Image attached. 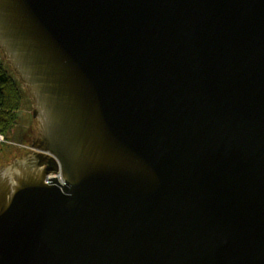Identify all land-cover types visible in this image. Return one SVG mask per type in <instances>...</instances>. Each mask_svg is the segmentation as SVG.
<instances>
[{
  "label": "water",
  "instance_id": "95a60500",
  "mask_svg": "<svg viewBox=\"0 0 264 264\" xmlns=\"http://www.w3.org/2000/svg\"><path fill=\"white\" fill-rule=\"evenodd\" d=\"M0 51V264H264V0H0Z\"/></svg>",
  "mask_w": 264,
  "mask_h": 264
},
{
  "label": "trees",
  "instance_id": "16d2710c",
  "mask_svg": "<svg viewBox=\"0 0 264 264\" xmlns=\"http://www.w3.org/2000/svg\"><path fill=\"white\" fill-rule=\"evenodd\" d=\"M26 97L28 98V95L23 84L3 59L0 51V134L7 140L12 137L24 142V138H17L18 134L21 137L28 136L29 131L26 132L28 127L26 129L22 127ZM23 154L24 152L19 156Z\"/></svg>",
  "mask_w": 264,
  "mask_h": 264
},
{
  "label": "rangeland",
  "instance_id": "374dc122",
  "mask_svg": "<svg viewBox=\"0 0 264 264\" xmlns=\"http://www.w3.org/2000/svg\"><path fill=\"white\" fill-rule=\"evenodd\" d=\"M27 93V92H26ZM28 95V94H27ZM34 109V104L32 102V100L30 99V97L28 96V98L26 97V103H25V109L23 110L22 113V127H24L26 129V132L29 131V133H27L28 135L31 133V127H34V121L32 118V111ZM25 138L26 136L21 137L20 134H18L17 138ZM7 140V139H6ZM1 147H0V164L3 161H7L13 154H15V151L19 152L20 148H22V150H31L30 145L28 144L27 140H25L24 142L21 140L19 141L16 138H12L10 140H7L6 143H0Z\"/></svg>",
  "mask_w": 264,
  "mask_h": 264
},
{
  "label": "built area",
  "instance_id": "2783aa9c",
  "mask_svg": "<svg viewBox=\"0 0 264 264\" xmlns=\"http://www.w3.org/2000/svg\"><path fill=\"white\" fill-rule=\"evenodd\" d=\"M6 138H5V136L4 135H2V134H0V143L2 144V143H6ZM56 177H58V179H59V182L61 183V184H64V181L62 180V178L60 177V176H58V175H51V176H49V178H48V180H47V183L48 184H50V182H49V179H51V178H56Z\"/></svg>",
  "mask_w": 264,
  "mask_h": 264
},
{
  "label": "flooded vegetation",
  "instance_id": "af4514ba",
  "mask_svg": "<svg viewBox=\"0 0 264 264\" xmlns=\"http://www.w3.org/2000/svg\"><path fill=\"white\" fill-rule=\"evenodd\" d=\"M29 137H30V135H28V136L25 137L24 139L27 140V141H29Z\"/></svg>",
  "mask_w": 264,
  "mask_h": 264
}]
</instances>
